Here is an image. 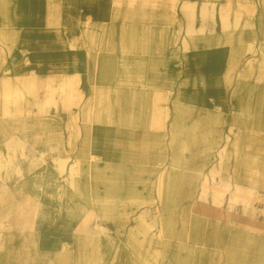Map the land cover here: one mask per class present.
Instances as JSON below:
<instances>
[{
    "label": "rangeland",
    "instance_id": "obj_1",
    "mask_svg": "<svg viewBox=\"0 0 264 264\" xmlns=\"http://www.w3.org/2000/svg\"><path fill=\"white\" fill-rule=\"evenodd\" d=\"M187 1L113 0L111 20L128 22L121 31L128 37L121 44L126 94L113 125L135 130L125 164L82 166L34 148L64 128L81 129L84 149L98 124L111 125L107 97L117 81L111 80V58L101 55L111 49V24L102 40L89 34L92 65L80 78L32 73L24 56L10 71L13 56L0 49V214L8 219L14 188L17 223L36 229L47 217L64 224L66 237L76 226V247L65 248L63 264H264L258 246L248 248L264 244L260 0H193L189 7ZM137 30L157 38L147 40L145 32L138 40ZM242 30H252L254 38L239 50ZM0 39L8 45L5 34ZM151 43L160 45L162 57L174 58V76L157 70L166 63L151 55ZM170 112L177 119L169 120ZM170 122L189 130L191 143L178 135L170 161L163 149L154 165L139 163L143 130L164 131ZM146 144L150 156L158 150V140ZM65 198L71 202L66 215L40 210L57 199L60 214ZM128 240L139 246L129 247ZM46 263L59 264L53 255Z\"/></svg>",
    "mask_w": 264,
    "mask_h": 264
},
{
    "label": "crops",
    "instance_id": "obj_2",
    "mask_svg": "<svg viewBox=\"0 0 264 264\" xmlns=\"http://www.w3.org/2000/svg\"><path fill=\"white\" fill-rule=\"evenodd\" d=\"M192 1H187V7L193 5ZM252 8L251 4L250 12ZM112 13L113 0H0V37L1 34H5L9 38L8 45L0 39V49L6 50L9 55L13 56V65H8L10 71L15 69L14 64H17V57L24 56L28 63L26 66L32 73H42L41 75L56 77L58 80L61 77L72 76L80 78L82 74H88L92 65L90 54L95 48L91 49L89 34H95L97 40H102L107 34L106 29L110 28L106 26L111 24L112 27L110 30L112 36L108 38L111 49L101 54L111 58V68L115 72L111 80L117 81V86L110 87L107 97V103L113 108L110 116L111 125H108L107 122L104 123V126L98 124L92 130L90 142L84 149L81 148L83 136L81 129L66 132L63 128L60 130L61 133L58 130L56 133H51V136L56 137L52 139V142L34 146L36 151L56 152V157L59 160L79 162L82 166L88 167L94 166V164L100 167L103 165L117 166L127 162V155L131 151L130 136L135 130L125 128V132H123L122 128H116L113 125L116 126L120 119L117 105L123 102L121 97L126 94L123 92V87L126 85L121 81L122 58L125 56L121 44L128 37H123L121 31L123 27H128V22L125 19L118 23L117 16H115V20H111ZM257 20L261 37L264 38V0H260ZM91 22L101 23L104 27L94 26ZM118 24V30L114 31L115 25ZM246 27L249 29L248 25ZM134 32L138 36L141 35V37H137L138 40L145 39L143 35L146 31L137 30ZM146 33L149 34L147 40L157 38L155 32ZM253 36L252 30H242L239 34L240 44L237 49L243 50L244 45L250 39L252 40ZM151 44V55L166 63V65L158 64L157 70L167 73V76H174V58L171 56L162 57L160 45L157 44L154 48L153 43ZM158 46L160 51L157 49ZM132 51L137 55L143 54L141 52L143 50ZM13 85L15 84L13 83ZM174 119H177V113L170 112L169 120ZM143 131L144 139L142 141L144 144L137 150L140 154L137 161L145 166L154 165L161 158L163 149L165 152L168 151L170 161L173 151H177L178 135L184 136L185 142L191 143V140L187 139L190 131L177 129L171 122L164 131L163 129L153 130L152 133L148 130ZM5 135L7 134L3 136ZM77 135L80 138L77 139ZM150 137L153 141L158 140L159 142L158 150L154 149L151 156L146 144ZM31 146L33 147V145ZM83 151L90 157L82 156L81 152ZM25 196L29 198V192H25ZM16 198V190L10 189L7 203L8 219L5 221L0 214V264H47L46 261L50 255H53L59 264H63L66 256L65 248L76 247L73 240L76 226L71 228L72 235L66 237L64 224L59 226L48 222L47 217H42V222L36 225V229H33L32 224L17 223L15 217ZM65 199L64 212L60 214L55 211L59 204L57 199L49 204L41 203L40 210H44L45 215L49 216V210L52 207L53 216L55 214L56 216L66 215V210L70 208L71 202L67 198ZM41 213L43 215V211ZM129 242V247L139 246L136 242ZM257 246L260 253L264 254V244H254L253 246L250 244L248 248L255 249Z\"/></svg>",
    "mask_w": 264,
    "mask_h": 264
}]
</instances>
